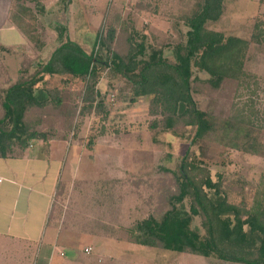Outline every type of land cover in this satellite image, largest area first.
<instances>
[{
    "label": "rangeland",
    "instance_id": "374dc122",
    "mask_svg": "<svg viewBox=\"0 0 264 264\" xmlns=\"http://www.w3.org/2000/svg\"><path fill=\"white\" fill-rule=\"evenodd\" d=\"M200 2L203 0H48V9L43 12L41 6L46 4L29 3L39 15L44 45L39 53L38 47L31 45L23 54L32 58L33 72L60 45L62 40L56 31L59 24L66 25L70 38L90 52L109 12L111 21L120 13L132 29L146 36L147 45L162 48L167 58L174 61V47L186 42L189 19ZM208 28L249 42L244 61L246 75L233 95L228 88L220 94L195 92L199 107L208 111L219 127L193 143L195 130L190 127L179 134L152 130L150 122L155 118L148 112L150 98L140 97L132 103L130 84L121 76L113 77L108 68H101L98 88L110 95L109 115H79L83 82L72 76H45L36 85L34 92L39 99L46 95V89L60 88L71 91L78 102L71 130L66 129L68 125L62 127L64 123L54 115L46 118L42 130L54 124L59 135L66 133V148L80 149L84 155L80 162L86 182L80 188L84 194L90 190L85 198L88 200H58L62 212L79 213L81 234L88 235L75 238L79 261L92 258L93 264H241L129 242L130 227L136 221L165 207L163 198L175 193L176 173L188 162L206 168L221 186L220 195L209 190L215 202L225 198L250 209L262 191L264 200V0H225L222 17L209 22ZM17 49H22L20 42ZM102 55L108 57L104 50ZM19 57L23 59V55ZM21 62L17 60L12 69L17 78ZM194 76L209 78L207 72L198 68H194ZM17 96L15 101L22 103L26 93ZM31 143L39 145L43 141L36 139ZM190 205L188 198L183 206L189 210ZM202 222L201 216H195L191 228L204 237ZM233 223V216L224 217L225 233ZM85 243L93 246L91 254L85 252Z\"/></svg>",
    "mask_w": 264,
    "mask_h": 264
},
{
    "label": "trees",
    "instance_id": "16d2710c",
    "mask_svg": "<svg viewBox=\"0 0 264 264\" xmlns=\"http://www.w3.org/2000/svg\"><path fill=\"white\" fill-rule=\"evenodd\" d=\"M225 0H203L189 19L186 42L174 47V61L162 48L147 45L146 36L132 29L120 13L111 21L107 15L100 25L94 46L88 52L70 38L68 27L56 26L61 43L37 69L30 72L32 58L25 55L18 79L0 92V157L16 155L31 142L67 140L66 133L58 134L51 124L42 130L47 117L53 115L62 127L71 130L78 113V102L71 91L46 89L42 99L35 94L36 85L45 76H72L83 82V106L79 115L110 114L108 94L98 88L101 68H108L113 77L121 76L130 84L131 102L149 97L148 112L152 130L162 129L179 134L193 128V142L213 134L219 127L208 111L202 110L195 92L220 94L226 88L233 93L243 85L244 61L249 42L239 36H226L208 28L224 13ZM29 3L42 5L41 0H12L11 17L31 45L43 47L38 15ZM43 12L44 6H41ZM108 54L104 58L102 51ZM194 68L207 72L209 78L194 76ZM227 91V93H229ZM25 92L24 101L15 97ZM108 96V97H107ZM18 97V96H17ZM61 130H59L60 133ZM177 189L169 198H163L165 207L130 227L129 242L146 247L188 253L204 257L216 256L227 262L264 264V200L263 191L255 205L244 206L223 200L214 201L222 194L221 186L213 180L210 171L196 163L183 164L176 173ZM168 192V195L170 191ZM171 194V193H170ZM191 199L190 209L183 206ZM233 216V226L225 233L224 217ZM195 216L203 218L206 236L191 228Z\"/></svg>",
    "mask_w": 264,
    "mask_h": 264
},
{
    "label": "crops",
    "instance_id": "0c3cea01",
    "mask_svg": "<svg viewBox=\"0 0 264 264\" xmlns=\"http://www.w3.org/2000/svg\"><path fill=\"white\" fill-rule=\"evenodd\" d=\"M11 2L0 0V92L18 79L12 69L31 46L12 20ZM41 2L47 10L48 0ZM17 42L22 49H17ZM65 143H31L16 155L0 157L4 178L0 183V264H93L92 258L79 261L76 255L75 238L87 235L81 234L79 213H64L58 207V200H88L90 191L84 194L80 188L86 182L84 155ZM89 246L93 247L85 243L84 250Z\"/></svg>",
    "mask_w": 264,
    "mask_h": 264
},
{
    "label": "built area",
    "instance_id": "2783aa9c",
    "mask_svg": "<svg viewBox=\"0 0 264 264\" xmlns=\"http://www.w3.org/2000/svg\"><path fill=\"white\" fill-rule=\"evenodd\" d=\"M4 181V178L0 176V183ZM93 251V248L91 246L85 248L86 253H91Z\"/></svg>",
    "mask_w": 264,
    "mask_h": 264
}]
</instances>
